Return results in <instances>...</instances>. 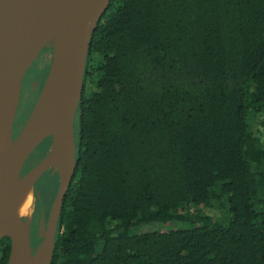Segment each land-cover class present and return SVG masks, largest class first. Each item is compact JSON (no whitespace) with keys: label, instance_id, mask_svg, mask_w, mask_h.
<instances>
[{"label":"trees","instance_id":"16d2710c","mask_svg":"<svg viewBox=\"0 0 264 264\" xmlns=\"http://www.w3.org/2000/svg\"><path fill=\"white\" fill-rule=\"evenodd\" d=\"M74 142L50 264H264V0H110Z\"/></svg>","mask_w":264,"mask_h":264},{"label":"water","instance_id":"95a60500","mask_svg":"<svg viewBox=\"0 0 264 264\" xmlns=\"http://www.w3.org/2000/svg\"><path fill=\"white\" fill-rule=\"evenodd\" d=\"M20 1L0 0V104L5 102L14 86L18 87L19 99L24 75L48 40H53L52 56L45 81L27 119L15 136L10 133V141L0 154V218H4L7 226H16L19 220L12 210L24 181L29 179L32 184L47 169L56 168L59 184L47 220L41 211L36 230L37 245H32L31 230L28 248L16 249L13 238L6 234L11 241L10 259L16 254L13 264H30L43 252L46 264H50L58 217L76 166L74 121L88 48L110 0H40L32 11L3 28V22ZM37 107L40 116L34 119ZM13 120L14 116L11 127ZM48 137H51L48 155L21 175L31 153ZM70 137L73 138V165L67 172L58 155L62 143ZM21 221L26 223L25 218Z\"/></svg>","mask_w":264,"mask_h":264},{"label":"bare ground","instance_id":"6f19581e","mask_svg":"<svg viewBox=\"0 0 264 264\" xmlns=\"http://www.w3.org/2000/svg\"><path fill=\"white\" fill-rule=\"evenodd\" d=\"M40 0H21L15 11L3 22V28H6L16 21L24 17L30 11H32ZM1 31V30H0ZM18 87L14 86L11 88V92L8 98L3 104H0V154L5 150L9 141L11 133V123L14 116V112L18 103ZM40 109L37 107L34 111V119L39 118ZM73 138L70 137L68 140L62 143L59 150L58 158L66 171L69 172L73 165ZM32 184L29 179L25 180L23 185L20 187L15 204L12 210V214L19 220L16 226L9 227L6 225L4 218H0V237L6 234L11 235L15 242V248H28L29 231L32 227V211L34 206V193L32 190ZM26 219V223H23V219ZM10 259V264L14 263V257ZM46 257L44 252L41 256L32 261L30 264H46Z\"/></svg>","mask_w":264,"mask_h":264},{"label":"rangeland","instance_id":"374dc122","mask_svg":"<svg viewBox=\"0 0 264 264\" xmlns=\"http://www.w3.org/2000/svg\"><path fill=\"white\" fill-rule=\"evenodd\" d=\"M52 45H53V40H48L47 43L44 45L41 53L34 59V61L31 63L32 65H34L35 69L36 68H40V70H38L39 74L37 76L36 79V83H35V87L37 88V96L40 93V90L42 88V85L45 81V77L47 75L48 69H49V65L51 62V56H52ZM47 65V69L46 66ZM42 67V68H41ZM40 73H42V77L39 78ZM22 87V84H21ZM21 91V88H20ZM20 94V93H19ZM37 98V97H36ZM36 100V99H35ZM35 102V101H34ZM18 103H19V99H18ZM17 103V106H18ZM34 104V103H33ZM17 106L15 109V112L17 110ZM33 106V105H32ZM32 106L30 107L29 110L26 111L22 123L19 124V126H15L14 124L11 127V135L13 136L14 133V129L18 128L19 130L21 129L22 124L25 122V120L27 119L30 110L32 108ZM24 106H21L19 109V115L22 116L24 113ZM14 121V120H13ZM49 141L46 142L44 144V146L39 145L35 148V150L31 153L30 157L27 159L21 175L26 174L29 170H31L33 167L37 166L40 161L48 155L49 151H50V147H51V137H49ZM50 176V178L48 177ZM38 179V178H37ZM36 179V181H37ZM51 180V181H50ZM39 183V187L37 184L38 189L36 190V193H34V197H35V205L33 206V211H32V227H31V232L32 230L35 229L36 225H37V218H38V212H36L37 210L39 211V208L36 207L38 204L42 205L44 204L45 207H47V209H49L51 207L52 201L54 199V196L56 194L57 188H58V184H59V173L58 170L54 167H51L49 169H47L42 175L41 178L38 180ZM55 184V186L53 185ZM55 187V189H54ZM40 192V193H39ZM37 200V201H36ZM38 203V204H36ZM178 228V225L174 222H170V223H149V224H145L142 225L140 227H138L135 232H140L142 230H147V231H165V230H170V229H176ZM37 230V229H36ZM33 233H36L33 232ZM33 242L35 245H37L38 241L36 238V234L35 237L33 239Z\"/></svg>","mask_w":264,"mask_h":264},{"label":"flooded vegetation","instance_id":"af4514ba","mask_svg":"<svg viewBox=\"0 0 264 264\" xmlns=\"http://www.w3.org/2000/svg\"><path fill=\"white\" fill-rule=\"evenodd\" d=\"M32 66V64L29 66V68ZM29 68H28V70H27V72H26V74L24 75V78H23V81H22V87H21V91H20V94H19V103H18V106H17V110H16V112H15V116H14V121H13V124L15 125V126H19V124L20 123H22V120H23V117H24V115H25V113H26V103H27V99H28V97H31L32 96V92H30V90L31 89H35V83H36V79H37V76H38V74H39V72H38V69H40V68H38L37 70H35L36 71V74L33 72V73H29ZM42 68V67H41ZM41 71V70H40ZM43 71V70H42ZM41 71V72H42ZM40 74H42V73H40ZM25 76H27L28 77V79L31 81V83H30V89H29V92H27L26 94H24V95H22V92H23V90H22V88H23V85H24V79H25ZM26 89L24 88V91H25ZM21 97H22V101H21ZM37 97V96H36ZM21 105H23L25 108H24V113H23V115L22 116H20L19 115V111H18V108L19 107H21ZM15 119H16V121H15ZM21 125V124H20ZM23 125V124H22ZM22 127V126H21ZM16 129V128H15ZM18 131H19V129H18ZM37 201V200H36ZM36 204H38V203H36ZM36 207H38L39 208V211L37 210L36 212H38V218H37V225H36V227H35V229L34 230H32V232H31V237H32V241H33V239H34V237H35V234L36 233H33V232H35L36 231V229H37V226H38V224H39V219H40V217H41V211L43 210V212H44V215H45V219L47 220V217H48V214H49V210H50V208L49 209H47V207H45V205L43 204L42 205V203L41 204H38Z\"/></svg>","mask_w":264,"mask_h":264},{"label":"crops","instance_id":"0c3cea01","mask_svg":"<svg viewBox=\"0 0 264 264\" xmlns=\"http://www.w3.org/2000/svg\"><path fill=\"white\" fill-rule=\"evenodd\" d=\"M15 116V115H14ZM41 178V176L40 177H38V179H37V181H36V179L34 180V182L32 183V190H33V193H36V190L38 189V187L40 186L39 185V183H38V180ZM37 184H38V187H37ZM40 193V192H39ZM34 205H35V199H34Z\"/></svg>","mask_w":264,"mask_h":264}]
</instances>
